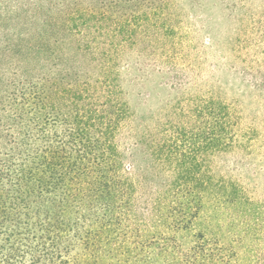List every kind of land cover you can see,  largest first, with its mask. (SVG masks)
I'll list each match as a JSON object with an SVG mask.
<instances>
[{
	"label": "trees",
	"instance_id": "trees-1",
	"mask_svg": "<svg viewBox=\"0 0 264 264\" xmlns=\"http://www.w3.org/2000/svg\"><path fill=\"white\" fill-rule=\"evenodd\" d=\"M173 3L0 0V264H233L234 185L123 82L170 59Z\"/></svg>",
	"mask_w": 264,
	"mask_h": 264
},
{
	"label": "rangeland",
	"instance_id": "rangeland-1",
	"mask_svg": "<svg viewBox=\"0 0 264 264\" xmlns=\"http://www.w3.org/2000/svg\"><path fill=\"white\" fill-rule=\"evenodd\" d=\"M171 9L170 59L122 65L128 99L145 122L173 117L177 143L234 185L217 207L238 239L233 264H264V0H174Z\"/></svg>",
	"mask_w": 264,
	"mask_h": 264
}]
</instances>
